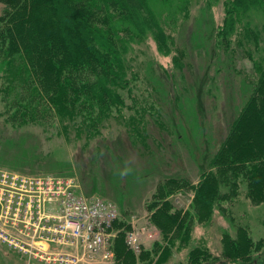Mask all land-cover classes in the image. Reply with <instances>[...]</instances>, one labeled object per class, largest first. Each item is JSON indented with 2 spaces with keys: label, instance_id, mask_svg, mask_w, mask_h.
I'll use <instances>...</instances> for the list:
<instances>
[{
  "label": "trees",
  "instance_id": "16d2710c",
  "mask_svg": "<svg viewBox=\"0 0 264 264\" xmlns=\"http://www.w3.org/2000/svg\"><path fill=\"white\" fill-rule=\"evenodd\" d=\"M195 1L0 0L7 5L0 15V94L8 120L18 126L58 122L59 134L68 141L88 145L103 134L109 120L119 118L131 144L151 150L146 118L151 107L138 106V116H124L125 108L132 107L125 91L132 94L139 78L130 50L152 36L158 50L172 56L179 75L193 70L187 46L178 41L166 18L177 16V22L189 16ZM217 1L208 0V7ZM223 6V21L211 32L215 43L209 63L221 51L230 56L240 48L253 62L254 72L244 76L251 79L250 94L209 160L213 172L203 171L202 177H208L201 188L186 178L169 176L155 191L153 202L158 205L152 215L156 219L163 213L171 223L162 226L165 238L160 246L166 243V250L160 260L169 255L171 245L180 249L189 244L194 219L207 222L218 209L236 223L224 203L234 202L244 191L242 185L252 202L264 201V142L259 140L264 135V57L255 53L261 50L264 0H223ZM255 14L263 19L261 31ZM166 75L175 79V74ZM158 116L154 124L168 128L161 113ZM188 187L198 192L192 210L176 208L170 197ZM224 230L220 255L207 245H196L188 252L189 264H221L223 257L235 264H259L254 253L264 239L254 240L242 224L236 225V235Z\"/></svg>",
  "mask_w": 264,
  "mask_h": 264
},
{
  "label": "rangeland",
  "instance_id": "374dc122",
  "mask_svg": "<svg viewBox=\"0 0 264 264\" xmlns=\"http://www.w3.org/2000/svg\"><path fill=\"white\" fill-rule=\"evenodd\" d=\"M207 1L193 2L190 15L179 17L177 22V16L173 19L165 15L170 27H175L172 32L178 41L189 50L193 70H186L185 76L178 74L172 56L158 50L152 36L130 50L129 57L134 58L139 78L133 82L132 94L125 91L127 104L132 107L125 108L124 116L129 119L132 114L138 116L136 109L139 107H151L146 115L150 120L151 150H145L141 145L133 146L127 138L126 126L120 124L118 117L115 118L119 120H109L103 134L88 145H84V141H68L59 134L58 122L55 125L51 122L15 125L8 120L10 117L4 110L6 105L0 94V174H52L64 181L72 179L75 185L71 189L75 193L104 198L119 210L116 227L112 230L115 232L112 260L83 259L76 264H189L188 252L196 245H207L220 255L224 229L236 235L238 224L247 226L254 240L264 239V201L252 202L246 196L245 184L242 185L244 191L234 202L225 200L224 203L229 209L228 216H233L236 223L215 209L214 217L207 222L192 220L188 247L181 244L179 249L177 245H171L169 255L159 259L166 250V243L160 246L165 238L162 226L170 227L171 223L165 220L163 213L156 219L153 217L152 211L158 205L153 202L155 191L169 176L186 178L199 187L198 190L201 188L215 168L208 167L209 160L229 135L230 124L250 94L251 79L247 81L244 76L254 72L253 62L240 48L233 56L221 51L220 57L215 56L209 63V51L215 43L211 32L214 26L222 23L224 6L223 0L211 7ZM6 8L7 5L0 2V15ZM254 20L261 31V15L255 14ZM261 38V50L255 52L258 57H264L263 30ZM167 73L175 74V79H169ZM178 93H181L179 99ZM158 113L168 128L161 130L154 124V118H159ZM261 136L259 140L263 143L264 135ZM205 170L209 173L202 177ZM197 193L193 188H182L170 199L176 208L187 210L191 209ZM56 209V203H46L48 214ZM204 215L207 218L208 214ZM0 225L4 226L1 220ZM132 229L142 232L141 251L127 246L126 234ZM9 232L13 237L4 239L6 229L0 228V264H66L53 258L50 262L46 260L48 256H55L50 252L56 251V244L47 239L48 234L51 237V231L44 232L42 237L33 236L35 231L32 236L22 230L9 229ZM63 248L65 251L71 249L66 245ZM254 256L260 264L264 259V245ZM221 260L224 264H235L224 257Z\"/></svg>",
  "mask_w": 264,
  "mask_h": 264
},
{
  "label": "built area",
  "instance_id": "2783aa9c",
  "mask_svg": "<svg viewBox=\"0 0 264 264\" xmlns=\"http://www.w3.org/2000/svg\"><path fill=\"white\" fill-rule=\"evenodd\" d=\"M72 185H75L72 179L64 181L52 174H0V213L6 218L3 223L6 228L1 225L0 228L6 229L4 239L13 237L9 229L26 231L29 236L35 231L33 236L40 237L51 231L47 239L56 244V251L50 252L54 257H46L48 262L52 258L66 264H76L83 259L111 261L112 236L115 235L112 230L119 217L117 206L104 198L77 194L71 189ZM46 203H56V212L48 214ZM126 243L131 250L141 251L142 232L128 231ZM63 245L71 249L65 251Z\"/></svg>",
  "mask_w": 264,
  "mask_h": 264
},
{
  "label": "flooded vegetation",
  "instance_id": "af4514ba",
  "mask_svg": "<svg viewBox=\"0 0 264 264\" xmlns=\"http://www.w3.org/2000/svg\"><path fill=\"white\" fill-rule=\"evenodd\" d=\"M4 219H6L5 214L0 213V220L2 223H4Z\"/></svg>",
  "mask_w": 264,
  "mask_h": 264
}]
</instances>
